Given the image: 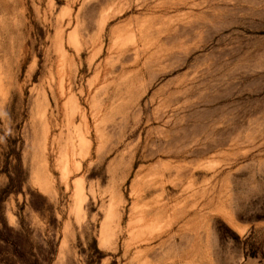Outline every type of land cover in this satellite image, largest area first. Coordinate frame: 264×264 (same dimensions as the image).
Here are the masks:
<instances>
[{
	"label": "rangeland",
	"instance_id": "1",
	"mask_svg": "<svg viewBox=\"0 0 264 264\" xmlns=\"http://www.w3.org/2000/svg\"><path fill=\"white\" fill-rule=\"evenodd\" d=\"M0 218L29 264H264V0H0Z\"/></svg>",
	"mask_w": 264,
	"mask_h": 264
},
{
	"label": "trees",
	"instance_id": "2",
	"mask_svg": "<svg viewBox=\"0 0 264 264\" xmlns=\"http://www.w3.org/2000/svg\"><path fill=\"white\" fill-rule=\"evenodd\" d=\"M1 242L5 244V247L1 245ZM20 248L21 246L17 243H12L11 241H0V264H29L26 257L30 254H24ZM37 262L38 261L36 260L34 264H38Z\"/></svg>",
	"mask_w": 264,
	"mask_h": 264
}]
</instances>
